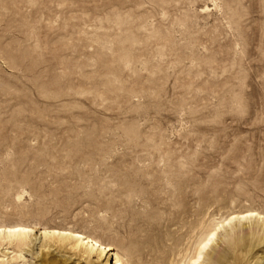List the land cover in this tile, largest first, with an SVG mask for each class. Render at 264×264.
Listing matches in <instances>:
<instances>
[{
    "label": "rangeland",
    "instance_id": "rangeland-1",
    "mask_svg": "<svg viewBox=\"0 0 264 264\" xmlns=\"http://www.w3.org/2000/svg\"><path fill=\"white\" fill-rule=\"evenodd\" d=\"M244 209L264 213V0H0V222L183 264ZM258 226L219 232L204 264L245 238L264 264ZM38 234L13 264H88Z\"/></svg>",
    "mask_w": 264,
    "mask_h": 264
},
{
    "label": "bare ground",
    "instance_id": "bare-ground-1",
    "mask_svg": "<svg viewBox=\"0 0 264 264\" xmlns=\"http://www.w3.org/2000/svg\"><path fill=\"white\" fill-rule=\"evenodd\" d=\"M245 221L259 222V229L264 230V213L256 209L232 211L228 214L211 218L206 228L196 240L190 256L183 262V264H204L206 262L205 254L216 235L222 231L226 237L230 238L235 228L239 227ZM38 232L42 247H55L58 252L69 253L71 256H75L78 260L83 258L88 264H92L93 258L97 259L100 264H127L120 249L114 243L104 241L95 234L72 227L57 225H44L37 227L34 224L22 221L0 222V246H4L3 248L9 250L11 249L10 253H12L10 259H6V263L3 260L1 261V259L0 262H4L3 264H13L18 262L19 260H16L21 257L23 252L27 251L26 248L30 247L29 245L32 241V237ZM257 246L258 243L251 242L249 238H245L244 243L240 246V250L244 252V254L238 255L234 264H249L251 260H247V255H252ZM130 253L141 260L139 264L144 262L140 250H133ZM7 255L9 254L2 253L1 256L4 257ZM70 258L64 257V259H57L49 256L43 258L40 263L68 264ZM261 259L262 263H264V255ZM255 264H260V262H256Z\"/></svg>",
    "mask_w": 264,
    "mask_h": 264
}]
</instances>
